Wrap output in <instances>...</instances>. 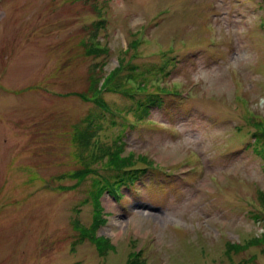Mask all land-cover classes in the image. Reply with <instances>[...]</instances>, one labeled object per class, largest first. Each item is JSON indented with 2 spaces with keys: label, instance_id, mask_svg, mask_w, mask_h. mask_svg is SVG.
I'll return each mask as SVG.
<instances>
[{
  "label": "rangeland",
  "instance_id": "374dc122",
  "mask_svg": "<svg viewBox=\"0 0 264 264\" xmlns=\"http://www.w3.org/2000/svg\"><path fill=\"white\" fill-rule=\"evenodd\" d=\"M255 121L264 0H0V264H264Z\"/></svg>",
  "mask_w": 264,
  "mask_h": 264
},
{
  "label": "trees",
  "instance_id": "16d2710c",
  "mask_svg": "<svg viewBox=\"0 0 264 264\" xmlns=\"http://www.w3.org/2000/svg\"><path fill=\"white\" fill-rule=\"evenodd\" d=\"M136 75L138 76V74H135V77H137ZM131 78H133V74ZM133 79L129 78L128 80L129 82H133L134 84L136 83L137 87H134V89L143 88L141 84L134 81ZM95 88H96V85L94 88H90L89 94L96 93L97 91L95 92ZM130 89H133V88L131 87ZM142 95L143 96L136 101L137 104L135 105L139 118H142V119L149 118L150 114L152 113V112L151 113L149 112L153 111L154 109H161L164 111V114L165 113L168 114V111H165V104L168 105V103H165L166 96H164V93L161 90H160V93L159 92H154V93L144 92L142 93ZM169 95H179V94H169ZM102 106H104V103H102ZM98 107L102 109L100 105ZM253 124L257 127V130L253 132L254 148L258 152V154H260L261 156L262 155L264 156V124L258 121H255ZM133 172H134L133 169H119L113 172L112 174L107 175L105 180L100 181L101 190L105 187V185L112 186L114 184H118L122 182H123V185H125L126 182L130 180H135V178L131 176ZM91 240L97 246V249L100 255H105V252L107 251V249L111 247L110 242L106 238L96 237L93 234L91 235ZM132 257L133 259L132 261H130V264H145L143 259L142 261H140V257L142 258V256L140 255L139 252L137 253L133 252L131 255V258Z\"/></svg>",
  "mask_w": 264,
  "mask_h": 264
},
{
  "label": "bare ground",
  "instance_id": "6f19581e",
  "mask_svg": "<svg viewBox=\"0 0 264 264\" xmlns=\"http://www.w3.org/2000/svg\"><path fill=\"white\" fill-rule=\"evenodd\" d=\"M146 215L148 216L149 214H148V213H146Z\"/></svg>",
  "mask_w": 264,
  "mask_h": 264
}]
</instances>
